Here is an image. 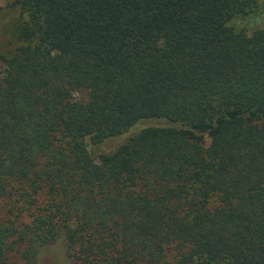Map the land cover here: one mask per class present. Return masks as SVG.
Wrapping results in <instances>:
<instances>
[{
  "label": "trees",
  "instance_id": "1",
  "mask_svg": "<svg viewBox=\"0 0 264 264\" xmlns=\"http://www.w3.org/2000/svg\"><path fill=\"white\" fill-rule=\"evenodd\" d=\"M8 6L0 264H42L59 238L71 264H264L257 0Z\"/></svg>",
  "mask_w": 264,
  "mask_h": 264
},
{
  "label": "rangeland",
  "instance_id": "2",
  "mask_svg": "<svg viewBox=\"0 0 264 264\" xmlns=\"http://www.w3.org/2000/svg\"><path fill=\"white\" fill-rule=\"evenodd\" d=\"M9 0H0V50L3 52L10 51L14 44L11 43L14 31L15 10L8 6ZM245 26L251 31L252 29L264 26V0H257V7L245 20ZM154 123V122H153ZM85 143L89 153L96 157L103 151L101 147V139L98 135L93 134L85 137ZM129 152L126 151L121 157H128ZM39 259L42 264H71V256L66 248V244L62 238L56 240L43 248Z\"/></svg>",
  "mask_w": 264,
  "mask_h": 264
}]
</instances>
